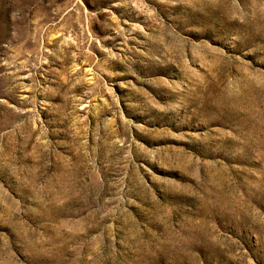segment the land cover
I'll return each instance as SVG.
<instances>
[{
  "label": "rangeland",
  "instance_id": "1",
  "mask_svg": "<svg viewBox=\"0 0 264 264\" xmlns=\"http://www.w3.org/2000/svg\"><path fill=\"white\" fill-rule=\"evenodd\" d=\"M0 264H264V0H0Z\"/></svg>",
  "mask_w": 264,
  "mask_h": 264
}]
</instances>
